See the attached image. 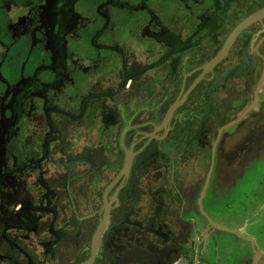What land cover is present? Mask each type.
<instances>
[{
	"label": "flooded vegetation",
	"instance_id": "flooded-vegetation-1",
	"mask_svg": "<svg viewBox=\"0 0 264 264\" xmlns=\"http://www.w3.org/2000/svg\"><path fill=\"white\" fill-rule=\"evenodd\" d=\"M263 152L264 0H0V264H264Z\"/></svg>",
	"mask_w": 264,
	"mask_h": 264
},
{
	"label": "rangeland",
	"instance_id": "rangeland-1",
	"mask_svg": "<svg viewBox=\"0 0 264 264\" xmlns=\"http://www.w3.org/2000/svg\"><path fill=\"white\" fill-rule=\"evenodd\" d=\"M259 158L250 159V163L245 169V174L242 179L236 181V186L232 191H226L222 195L219 209L226 213L227 216L232 214L234 220L230 221L231 229L238 228L239 225L248 224L245 227L246 233L255 237L263 244L264 242V152ZM234 203L235 208L224 209V203ZM242 203L238 205L237 203ZM249 205V210L244 212V206ZM263 206V207H262ZM243 214V215H242ZM251 220V221H250ZM231 246V250L228 249ZM240 247H237V246ZM241 240H237L235 236L222 232L218 238L217 253L206 258V262L211 264H245V261L250 256V251L243 248ZM226 249L228 254H226Z\"/></svg>",
	"mask_w": 264,
	"mask_h": 264
},
{
	"label": "water",
	"instance_id": "water-1",
	"mask_svg": "<svg viewBox=\"0 0 264 264\" xmlns=\"http://www.w3.org/2000/svg\"><path fill=\"white\" fill-rule=\"evenodd\" d=\"M255 253H256V256H258V252L257 251H255ZM255 264V263H254Z\"/></svg>",
	"mask_w": 264,
	"mask_h": 264
}]
</instances>
